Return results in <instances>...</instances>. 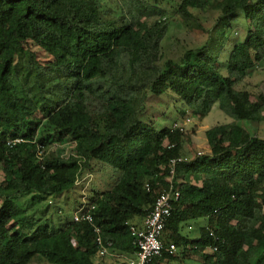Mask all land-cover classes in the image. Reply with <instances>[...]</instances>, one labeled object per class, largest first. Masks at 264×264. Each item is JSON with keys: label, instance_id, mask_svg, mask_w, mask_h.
I'll list each match as a JSON object with an SVG mask.
<instances>
[{"label": "trees", "instance_id": "1", "mask_svg": "<svg viewBox=\"0 0 264 264\" xmlns=\"http://www.w3.org/2000/svg\"><path fill=\"white\" fill-rule=\"evenodd\" d=\"M112 2L0 0V264H99L94 226L109 264L134 256L130 227H142L168 189L177 157L186 158L172 178L179 197L148 264L195 255L203 264H264V136L241 124L264 121V93L236 88L264 66V0ZM237 16L246 22L238 37ZM183 27L205 37L172 52V33ZM162 94L185 104L182 118L201 120L217 103L232 120L206 129L207 150L191 154L184 120L157 129L141 118L149 97ZM69 142L67 156L52 149ZM100 164L119 171L106 189L59 225L32 220L29 209L48 198L76 202L78 182ZM77 211L92 221H75ZM198 218L206 224L197 238L181 233Z\"/></svg>", "mask_w": 264, "mask_h": 264}, {"label": "rangeland", "instance_id": "2", "mask_svg": "<svg viewBox=\"0 0 264 264\" xmlns=\"http://www.w3.org/2000/svg\"><path fill=\"white\" fill-rule=\"evenodd\" d=\"M108 2H112V0H108ZM113 3V2H112ZM217 11L212 10L205 14L204 23L209 26L217 16ZM246 22L242 18V16H237V19L233 22V26L235 28V36H242L245 29ZM176 32L173 34L172 31V45L171 42L168 45H171V51L180 53L183 48L187 46H194L200 43L205 35L199 34L198 30L191 29L189 30L186 27L178 28L175 30ZM229 46V44H228ZM36 50L35 48H33ZM169 51L166 47L167 55H170L172 52ZM23 53L19 51L18 56L16 58V68L14 72L17 75H22L26 72V67H23ZM47 57L42 54L41 51L37 52V61L41 64H45L47 62ZM238 89H246L253 94H258L259 92L264 93V66L258 67L256 70L252 71L246 78L236 85ZM92 114L95 113V109L92 106ZM179 109H187L185 104L179 100L172 99L167 96V94L162 95H151L146 102V110L142 114V120H151L155 123V127L157 129H161L164 126H172V124L176 121L184 120V127L187 131L185 137V145L187 150L192 154L194 152L205 151L206 148V138L204 135V131L218 123H228L232 120L228 114H226L223 110H221L218 104H214L211 111L201 120L196 118H191L186 116V118H182V114H180ZM189 118V119H187ZM183 122V121H182ZM244 126H247L248 129L255 131V133L264 136V121L260 124L255 123H241ZM194 127V132L190 133L192 126ZM192 131V130H191ZM52 149L58 152L60 155L67 156L73 150V143L69 142L66 144L54 143ZM110 168V169H109ZM110 171H109V170ZM119 174L115 168L111 166H107L105 164H100V167L94 166L93 170L89 173L83 175V177L78 182L76 192L78 193L77 201L73 202L74 195H70L67 200L63 198H48L44 203H41L39 206H34L29 209V213L32 214V220L37 224L39 221L48 218L53 225H59L61 222V218L66 216L70 217L74 213L75 209L78 208V204L84 202V199L87 198L93 190L96 189H106L112 182H114ZM2 179V175L0 173V180ZM71 192H69L70 194ZM81 194L83 195L81 197ZM27 198H23L21 202H27ZM206 224L204 218H198L196 220H190L184 222L182 224L181 233L188 236L189 238L195 239L199 236V229L201 225ZM190 227V228H189ZM168 237V233L164 232L163 240L165 241ZM193 253V252H192ZM103 260H100L99 264H104L109 257H103ZM31 264H48L42 259L36 258L32 261ZM162 264H203L202 260L198 255L195 257H182L178 259H172L166 263Z\"/></svg>", "mask_w": 264, "mask_h": 264}, {"label": "built area", "instance_id": "3", "mask_svg": "<svg viewBox=\"0 0 264 264\" xmlns=\"http://www.w3.org/2000/svg\"><path fill=\"white\" fill-rule=\"evenodd\" d=\"M16 141H19L16 140ZM186 160L183 157L172 158L170 160L169 187L164 190L157 198L154 206L147 212L142 227L131 226L130 231L135 237L136 252L134 256L123 257L114 264H148L155 256L160 255L163 248L161 236L165 228L166 220L170 215L173 201L179 197V192L173 188L172 178L177 163ZM73 219L75 221L87 220L92 221L89 211L80 213L77 211ZM96 234L95 242L98 246V255L104 257L108 254L107 247L103 244L99 227L94 226ZM212 234V233H211ZM176 249L173 243L169 244V250ZM121 257V256H120Z\"/></svg>", "mask_w": 264, "mask_h": 264}, {"label": "crops", "instance_id": "4", "mask_svg": "<svg viewBox=\"0 0 264 264\" xmlns=\"http://www.w3.org/2000/svg\"><path fill=\"white\" fill-rule=\"evenodd\" d=\"M205 150H207V145H206ZM204 224H205V223H204ZM123 257H124V256L121 255V257L118 256V257H116V258H118V260H119V259L122 260ZM111 260H112V259H108V261H106L104 264H109V263H111V262H110Z\"/></svg>", "mask_w": 264, "mask_h": 264}]
</instances>
